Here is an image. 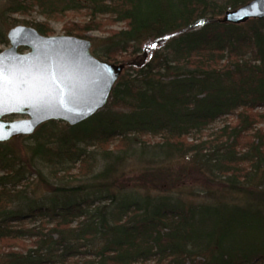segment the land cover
I'll use <instances>...</instances> for the list:
<instances>
[{
  "label": "trees",
  "instance_id": "trees-1",
  "mask_svg": "<svg viewBox=\"0 0 264 264\" xmlns=\"http://www.w3.org/2000/svg\"><path fill=\"white\" fill-rule=\"evenodd\" d=\"M250 1L0 0V42L37 11L126 64L91 118L0 143V264H264V19L221 18Z\"/></svg>",
  "mask_w": 264,
  "mask_h": 264
},
{
  "label": "water",
  "instance_id": "water-1",
  "mask_svg": "<svg viewBox=\"0 0 264 264\" xmlns=\"http://www.w3.org/2000/svg\"><path fill=\"white\" fill-rule=\"evenodd\" d=\"M251 19H264V0L228 10L222 21L239 25ZM7 39L10 47L0 52V100L8 108L0 115V143L33 135L49 121L69 126L86 121L108 104L126 68L95 57L88 39L45 36L26 25L11 28ZM52 70L55 88L49 83Z\"/></svg>",
  "mask_w": 264,
  "mask_h": 264
},
{
  "label": "rangeland",
  "instance_id": "rangeland-1",
  "mask_svg": "<svg viewBox=\"0 0 264 264\" xmlns=\"http://www.w3.org/2000/svg\"><path fill=\"white\" fill-rule=\"evenodd\" d=\"M223 17H221V18H223ZM8 18L9 17H7V19ZM11 18H12L11 20H18V25H26V26H31V27H33L31 25V23H36V22L47 23L49 28H51V30H52L50 36L66 35V33L64 31V25H65L66 21L46 20L45 17L43 15H41L39 12H37V11L32 12V14H30V15H22V14L13 15V16H11ZM66 20H68V19H66ZM84 20L85 19H82V18H80L77 15L73 16V21L76 22V23H79L81 21L83 22ZM13 27H15V26H13ZM13 27L6 28L7 29L6 32H5L6 35L8 34L9 30L11 28H13ZM124 27H125L124 23H116V24H113V25H110V26L107 25L106 29L109 30V31H118V30H120V29H122ZM108 35H109L108 32L93 31V32L86 33V38H83V39H88V40H90L92 42V54H93L94 53L93 52V43H95L93 39L97 40V44L100 45V44H102L100 40H104L106 37H108ZM88 37H90V38H88ZM7 41H8V39H7ZM9 47H10L9 41L7 43L0 42V52H2L3 50L8 49ZM150 47H152V45ZM20 51L26 53L29 50L27 48L22 47L20 49ZM93 55L95 57L101 59V60H104L102 57L99 56V54H95L94 53ZM113 64H116V63H113ZM108 103H109V101H108ZM261 112H264V109H262ZM23 118H25V117H22V118L19 117V119H23ZM230 123L231 124L232 123L233 124L236 123V116H226L224 118H221L220 120H218L216 123H214L211 126V129L212 130H217L219 128H222L224 125L230 124ZM257 127L258 128H264V124H260ZM21 137H23V136H21ZM18 138H20V137H18ZM18 138L13 139L12 141H14V140H16ZM136 139H138L137 142H140L139 138H136ZM141 140L146 142L147 144H149V143L152 144V143H156L157 141H159V138L142 137ZM12 141H9V142H12ZM27 143H30V141H28ZM118 144L119 143L116 141V142L110 144L108 146V148L111 149V150H114V152H116L114 154H118L117 153L118 151L116 150ZM13 148L16 150V152L23 153L24 146H23V144L21 142H16L13 145ZM91 150L93 151V149H91ZM98 156L101 157L102 155H98ZM141 166L142 165H140L139 162H137V159L135 158L134 160L132 159L130 162H125L121 168L124 169V170L138 172L140 170ZM73 172L76 173L77 170H74ZM45 173L47 174L48 171H45ZM37 178L38 177L36 175H32L31 181H30L31 185L28 188V190L30 192H32L31 198H33L35 200L41 199L44 196V194H45V187H44V185L41 184V182L38 181ZM15 226H20V225L18 224V225H15ZM28 226L31 227L32 225L29 224ZM27 243H28V241H27Z\"/></svg>",
  "mask_w": 264,
  "mask_h": 264
},
{
  "label": "snow or ice",
  "instance_id": "snow-or-ice-1",
  "mask_svg": "<svg viewBox=\"0 0 264 264\" xmlns=\"http://www.w3.org/2000/svg\"><path fill=\"white\" fill-rule=\"evenodd\" d=\"M155 45H153L154 47ZM49 83L51 85V87L55 88L57 87V79H58V76H57V72L56 70H52L51 73L49 74ZM8 108L6 106V104L0 100V115L3 114L4 111H7ZM0 138H4L3 136H0Z\"/></svg>",
  "mask_w": 264,
  "mask_h": 264
}]
</instances>
